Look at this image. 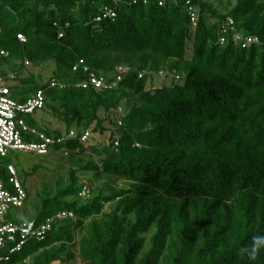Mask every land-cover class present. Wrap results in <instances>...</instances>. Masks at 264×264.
Wrapping results in <instances>:
<instances>
[{"label":"trees","instance_id":"16d2710c","mask_svg":"<svg viewBox=\"0 0 264 264\" xmlns=\"http://www.w3.org/2000/svg\"><path fill=\"white\" fill-rule=\"evenodd\" d=\"M159 2L0 0L9 96L24 104L42 92L40 111L64 131L36 125V112L22 119L55 140L76 134L42 156L60 152L75 162L67 185L43 189L32 219L8 216L35 227L59 213L73 218L55 219L13 254L19 239L6 244L0 264H74V251L83 264H264V0L224 8ZM228 19L259 44L236 46L220 30ZM90 75L104 87L96 90ZM157 79L170 82L156 88ZM18 155L0 158L4 189L14 193L12 165L26 193L11 210L29 200ZM78 172L97 187L88 190Z\"/></svg>","mask_w":264,"mask_h":264},{"label":"built area","instance_id":"2783aa9c","mask_svg":"<svg viewBox=\"0 0 264 264\" xmlns=\"http://www.w3.org/2000/svg\"><path fill=\"white\" fill-rule=\"evenodd\" d=\"M177 2L180 0H171ZM190 2H187L189 5ZM1 5V4H0ZM164 5V0H160L159 6ZM190 18L195 26L196 15L194 10L190 8ZM222 33L231 36V41L242 49H248L259 44V40L255 37L246 36L234 28L232 19H228L226 24L222 25ZM21 43H25L26 39L21 34L17 36ZM221 44L225 43V38H221ZM4 56L5 53L1 52ZM25 65H28L25 63ZM14 74H8L6 78H12ZM5 77L0 76V158H4L9 152L18 154H33L35 156L47 155L55 144H63L69 139L76 138L75 132L71 131L68 136H61L58 139L47 137L45 134L38 132L28 126L22 119L23 115L32 116L35 112L42 110L44 106V95L42 92H37L33 98H30L26 103L19 104L11 99L10 90L4 83ZM90 84L97 90L104 87L102 79H97L96 76L90 75ZM78 86V85H77ZM52 88L63 89L64 85L52 82ZM82 88H87V84H81ZM37 138V142H32L31 138ZM91 136L89 131H86L81 137L82 142H86ZM10 174L9 183L13 185L14 193H10L4 189L0 181V248L6 244H14L16 239L18 243L12 247L10 254L17 252L28 239H41L47 232L51 230V225L55 219L73 218L70 213H59L54 219H47L39 227H35L33 222L14 224L8 219L9 211L12 208H21L26 200V193L20 186L17 179V171L14 166L7 167ZM88 194L87 189H83L80 197ZM17 242V241H16ZM3 259H0L2 262Z\"/></svg>","mask_w":264,"mask_h":264},{"label":"rangeland","instance_id":"374dc122","mask_svg":"<svg viewBox=\"0 0 264 264\" xmlns=\"http://www.w3.org/2000/svg\"><path fill=\"white\" fill-rule=\"evenodd\" d=\"M216 6L224 8L228 0H211ZM44 77H46L48 72L43 70L42 72ZM170 80L166 81L163 79L155 80L156 88L168 84ZM33 117V118H32ZM31 118L35 121L36 125L47 128L48 130L53 131H64V126L57 121L53 120L49 115L38 111ZM108 126V125H107ZM110 130H113V126H110ZM92 142H97L100 144L103 140L107 139V136L96 137ZM107 144V141L105 142ZM91 143H87V146H91ZM67 154L61 155V153H52L48 157L35 156V155H25L20 154L18 157H14L15 163H19V171H25L29 175L27 182L25 183L26 190L29 194V200L22 209L10 210L8 216L19 218H29L32 219L35 216L37 207H40V198L43 196V189H47L51 192H54L55 189L61 185L62 187L67 185L68 172L70 169L75 168V162L69 160ZM20 160V161H19ZM40 165L41 168L33 172V167ZM22 169V170H21ZM21 172H19V175ZM80 182H83L88 186V190L93 187H97V183L93 182L91 179L90 173H81L77 174ZM118 186L126 185L124 182L118 181ZM87 190V191H88ZM75 259L74 264H83L81 258L78 255L77 251H74ZM59 264V263H54Z\"/></svg>","mask_w":264,"mask_h":264}]
</instances>
